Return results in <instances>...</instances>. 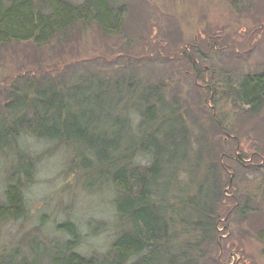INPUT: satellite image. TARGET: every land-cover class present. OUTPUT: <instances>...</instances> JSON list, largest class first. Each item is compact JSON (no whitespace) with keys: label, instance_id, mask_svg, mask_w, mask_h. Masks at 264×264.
<instances>
[{"label":"rangeland","instance_id":"rangeland-1","mask_svg":"<svg viewBox=\"0 0 264 264\" xmlns=\"http://www.w3.org/2000/svg\"><path fill=\"white\" fill-rule=\"evenodd\" d=\"M120 1L126 16L118 35H104L90 25L76 27L42 46L31 42L2 45L0 103L23 90L22 83L29 79L53 84L59 80L74 82L76 74L114 76L117 72L118 76L131 75L147 83L157 95L163 93V110L168 108V116H174L159 124L165 135L178 134L175 129L183 125L190 139L197 132L206 135L208 132L199 125L210 129L212 142H224L218 160L227 166L224 180L228 184L215 203L218 231L212 241L198 247V264H264V115L239 107L228 94L231 85L237 86L248 75L264 70V0H239L235 4L231 0ZM113 76H83L71 93L63 92L66 107H58L56 117L61 112L65 121L58 131L75 148L80 163L109 154V141H116L114 133L123 130V122L113 120L121 112L114 103L128 101L130 92L119 80L115 94L107 93L108 81L115 83L110 82ZM51 100L48 97L46 104ZM131 109L135 125L140 105ZM216 115L220 119L225 116L228 131L209 128ZM8 126V118L0 112L3 147L9 142ZM53 132L57 130L53 128ZM178 138L183 136L178 134L170 140L176 139V144ZM21 143L40 158L33 183L24 189L27 216L4 225L0 250L16 246L26 234L21 245L26 246L34 233L44 240L56 238L57 224L71 221L82 237L78 252L95 257L105 253L117 233L113 188H95L84 174L77 175L65 145L54 147L53 142L32 136H24ZM103 149L106 154L100 153ZM10 161L0 155V204L5 200L3 180ZM141 162L146 163L142 156Z\"/></svg>","mask_w":264,"mask_h":264},{"label":"trees","instance_id":"trees-1","mask_svg":"<svg viewBox=\"0 0 264 264\" xmlns=\"http://www.w3.org/2000/svg\"><path fill=\"white\" fill-rule=\"evenodd\" d=\"M125 16L120 0H0V49L12 42L46 45L76 27L90 25L98 27L104 35L115 36L122 31ZM113 74L110 82L115 83L111 85L108 81L107 93L115 94L119 80L130 92L127 102L121 99L114 103V108L121 112L113 120L123 122V130L114 133L116 141H109V154L96 160L86 159V163H80L75 148L58 131L65 119L61 112L59 117L56 114L62 106L66 107L63 92L71 93L83 76L91 79L110 76L76 74L74 82L59 80L53 84L29 79L22 83L23 90L0 103V112L9 122L6 134L9 142L0 146V155L11 160L6 181L3 180L6 186L5 200L0 204V232L5 224L27 216L24 189L34 181L40 156L29 152L21 139L32 136L53 142L54 147L65 145L71 152V165L78 169L77 175L84 174L90 183L96 184L95 188H113L117 233L110 248L100 256L83 255L77 251L82 242L78 227L64 221L57 224L56 238L44 240L34 233L26 246L21 245L26 234L16 246L1 249L0 264H198V247L215 238L218 231L215 203L223 197L222 190L228 184L224 180L227 166L218 160L224 142H212L210 129L199 125L200 130L208 133L197 132L190 139L186 135L188 128L183 125L180 130L175 129L183 136L175 144L176 139L170 138L178 134L172 132L167 136L162 128L174 118L173 114L168 116L169 111H165L168 108L163 110V93L157 95L156 89L131 75ZM231 87L228 94L233 96L234 104L264 115V70ZM69 93L67 96L71 97ZM48 97L52 100L47 105ZM138 104L140 113L134 125L130 112ZM213 119L209 128L228 131L225 116L220 119L216 115ZM106 152L103 149L100 153ZM92 175L96 179H91ZM244 213L243 208L240 214Z\"/></svg>","mask_w":264,"mask_h":264}]
</instances>
